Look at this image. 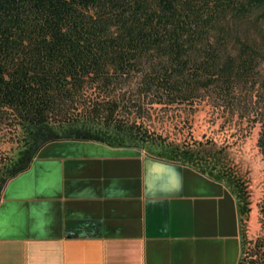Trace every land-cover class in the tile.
<instances>
[{"label": "trees", "instance_id": "16d2710c", "mask_svg": "<svg viewBox=\"0 0 264 264\" xmlns=\"http://www.w3.org/2000/svg\"><path fill=\"white\" fill-rule=\"evenodd\" d=\"M151 1L153 10L143 0H0L2 191L49 141L132 145L69 129L81 119L116 121L132 101L124 89L131 77H138L135 94L154 102L164 95L188 99L201 84L233 83L256 67L262 55L256 41L237 36L232 54L229 33L218 31L212 39L213 20H206L203 9L188 0ZM254 2L264 6V0ZM216 6L212 14L218 18L229 12L242 17L248 10V3L233 0H217ZM244 252L242 243L238 264H264Z\"/></svg>", "mask_w": 264, "mask_h": 264}, {"label": "crops", "instance_id": "0c3cea01", "mask_svg": "<svg viewBox=\"0 0 264 264\" xmlns=\"http://www.w3.org/2000/svg\"><path fill=\"white\" fill-rule=\"evenodd\" d=\"M238 198L130 144L45 143L0 194V264H238Z\"/></svg>", "mask_w": 264, "mask_h": 264}, {"label": "rangeland", "instance_id": "374dc122", "mask_svg": "<svg viewBox=\"0 0 264 264\" xmlns=\"http://www.w3.org/2000/svg\"><path fill=\"white\" fill-rule=\"evenodd\" d=\"M143 1L148 9L156 7L151 0ZM233 1L237 6L248 3L244 16L229 12L218 18L212 14L217 0H188L205 11L206 20H213L212 39L218 31L229 33L232 54L237 51V36L259 44L262 55L253 71L234 78L233 83L220 79L201 84L188 99L164 95L154 102L135 94L138 77L134 76L124 86L125 99L132 101L125 102L128 109L116 121L81 119L69 129L82 128L110 141L124 138L149 155L188 163L225 179L241 199L243 256L264 260V6L254 0ZM112 31H117L116 26ZM20 153L13 152L16 161Z\"/></svg>", "mask_w": 264, "mask_h": 264}, {"label": "flooded vegetation", "instance_id": "af4514ba", "mask_svg": "<svg viewBox=\"0 0 264 264\" xmlns=\"http://www.w3.org/2000/svg\"><path fill=\"white\" fill-rule=\"evenodd\" d=\"M242 243L244 244V241H243V235H242Z\"/></svg>", "mask_w": 264, "mask_h": 264}, {"label": "water", "instance_id": "95a60500", "mask_svg": "<svg viewBox=\"0 0 264 264\" xmlns=\"http://www.w3.org/2000/svg\"><path fill=\"white\" fill-rule=\"evenodd\" d=\"M181 164H183V163H181Z\"/></svg>", "mask_w": 264, "mask_h": 264}]
</instances>
